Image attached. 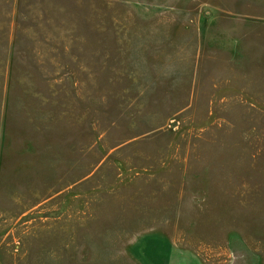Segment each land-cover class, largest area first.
I'll return each mask as SVG.
<instances>
[{
  "label": "rangeland",
  "instance_id": "rangeland-1",
  "mask_svg": "<svg viewBox=\"0 0 264 264\" xmlns=\"http://www.w3.org/2000/svg\"><path fill=\"white\" fill-rule=\"evenodd\" d=\"M0 264H264V0H0Z\"/></svg>",
  "mask_w": 264,
  "mask_h": 264
}]
</instances>
